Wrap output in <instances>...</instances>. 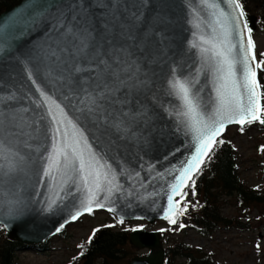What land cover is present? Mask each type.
Here are the masks:
<instances>
[{"label":"snow or ice","instance_id":"snow-or-ice-1","mask_svg":"<svg viewBox=\"0 0 264 264\" xmlns=\"http://www.w3.org/2000/svg\"><path fill=\"white\" fill-rule=\"evenodd\" d=\"M181 3L189 16L200 21L195 27L203 23L208 30L191 34L188 47L195 52L187 74L175 60L176 66L169 67L165 89L173 98L169 106L161 104L159 96L153 97L151 110L169 117L176 132L191 134L194 141L190 154L163 172L158 171L162 166L158 162L144 158L147 152L130 158L119 147L126 139L137 138L132 125L151 120L140 99L148 81L141 79V62L133 57L138 52L142 56L150 44L166 59L173 42L170 21L162 13H154L150 20L145 16L150 0H30L26 13L0 23V53L12 55L14 47L22 58L16 63L24 73L22 88L16 87L18 81L0 77V168H11L12 160L22 159L5 138L6 128L19 129L10 135L26 136L28 140L22 141L26 148L32 147L28 141H39L34 151L42 164L39 181L44 199L35 203L42 205L41 211L71 205L66 224L97 209L118 214L125 202L131 207L133 200L143 202L162 192L166 197L162 218L176 225L178 217L195 206L188 202V189L195 195L194 176L212 158L215 146L224 143L219 137L226 126L236 123L243 131L246 123L264 125V85L258 75L264 71V53L257 58L241 0ZM49 17L45 29L50 28L52 39L43 56L22 51L23 42L14 32L22 37L31 25ZM117 28L123 38L120 47L107 39ZM113 130L125 139L114 135L115 142L105 141V134ZM157 181H164L159 192L147 191ZM9 216L19 223L26 219L23 211Z\"/></svg>","mask_w":264,"mask_h":264},{"label":"water","instance_id":"water-1","mask_svg":"<svg viewBox=\"0 0 264 264\" xmlns=\"http://www.w3.org/2000/svg\"><path fill=\"white\" fill-rule=\"evenodd\" d=\"M30 0H20L11 8L0 13V23L12 21L13 17L18 14L26 13L29 7ZM188 0H184L187 3ZM54 12L55 9H52ZM145 16L151 19L154 13H162L170 21L171 40L170 50L167 53V58H160L159 54L154 50L152 45H147L142 51L141 56L138 52L133 59L139 58L141 62V79L148 81L147 88H144L140 93V99L144 101V105L149 108L151 120L145 124L143 120L139 121V127L132 125V130L137 138L126 139L125 142L119 145L120 150L130 158L136 155L144 156L146 160L162 165L158 171L163 172L164 169L170 168L190 153L188 149L194 143L191 134L187 137L182 132H176L175 123L166 115L160 114L158 110L152 111L154 96L160 97V103L168 107L173 100L165 94L167 87V78L169 67H175L176 64H183L185 73L187 74L189 66L193 63L194 49H189L188 41L192 40V32L197 33L207 31L206 26L201 23L199 29L195 27L200 21L195 16H189L185 8L182 7L181 0H150V6L144 10ZM249 26L254 29V17L246 16ZM48 21L38 20L34 25H31V31H26V35L22 36L19 32H14V35L23 42L22 51H31L32 55L43 56L44 50L49 47L50 28L45 29V23ZM191 20V23H189ZM112 40L116 47H120L123 43V38L119 34V29L107 37ZM13 44L15 42L13 41ZM12 55L0 53V77L4 81L11 79L13 82H19L16 87H23L24 73L20 65L16 63L17 59H21L19 53L13 47ZM173 60L176 64H173ZM194 71V69H193ZM204 77L201 75V80ZM211 79V77H209ZM11 87V85H9ZM211 90V84H208ZM214 94V93H213ZM139 107V105H137ZM128 111V108L124 109ZM230 125H238L230 123ZM226 126V127H227ZM89 130L95 135L100 133L96 128L90 127ZM19 129L6 128L5 138L13 146V150L19 152L22 159L12 160L11 168L5 166L0 168V224L5 229V236L10 241H18L22 244L31 246L41 243L51 236L56 234V228L61 224L66 226L73 223L71 221L65 224V220L70 219L73 212L71 205L69 207L60 206L51 212L41 211V204H36V200L43 201L44 197L40 195L44 186L40 183L39 177L42 174V164L37 160V153L34 151L39 141H28L32 145L31 149L24 147L22 141L28 140L26 136L10 135V133H18ZM224 132V131H223ZM114 135H120L122 140L125 139L122 133L105 134L104 140H113ZM42 139V137H41ZM180 149V151H176ZM194 150V149H193ZM174 153L173 155H169ZM168 156V160L164 157ZM167 176L164 177L166 181ZM164 181H157L155 185L149 187L147 191H152L155 188L158 192ZM141 192L146 195L145 190ZM166 197L161 192L154 197H148L143 202L131 201V207L127 206V202L120 207L119 213H113L118 218L123 219H146L152 224L157 219H163V207ZM105 210L106 209H97ZM15 211L25 212L26 219L22 222H14L11 220L9 213ZM139 217V218H138ZM5 224H10V227H5ZM27 225V226H25ZM128 241L131 246L138 249H147L145 255H137L132 257L128 264H165V247L161 240V234L157 230L148 231L145 228L133 230L128 235Z\"/></svg>","mask_w":264,"mask_h":264},{"label":"rangeland","instance_id":"rangeland-1","mask_svg":"<svg viewBox=\"0 0 264 264\" xmlns=\"http://www.w3.org/2000/svg\"><path fill=\"white\" fill-rule=\"evenodd\" d=\"M250 8H257L250 5ZM256 10L250 15L254 16L255 28L252 37L258 56L264 53V18L263 26H256ZM258 29V30H257ZM222 137L229 138L235 145L238 153V172L245 186L261 191L264 194V129L252 125L243 127V131L236 126L228 127ZM221 212L231 220V227H219L209 233L203 234L194 227L177 224L170 225L165 219H158L149 225L145 220L137 221L117 219L112 214L95 211L79 219L75 224L65 228L67 236H55L49 239L51 250L42 254L33 249L25 253L20 251L17 255V264H77L80 247L87 242L94 229L108 225L114 229H136L145 227L147 230L165 229L162 236L164 247L171 243L187 244L194 248H201L210 254L211 264H264V201L237 204L233 195L221 199ZM1 231V229H0ZM166 237V238H165ZM165 240V241H164ZM132 252L130 259L137 255L146 254L145 249L134 248L128 241ZM76 257V259H73ZM129 259V260H130ZM129 260L126 262L128 264ZM174 264H183L178 255L173 257Z\"/></svg>","mask_w":264,"mask_h":264},{"label":"trees","instance_id":"trees-1","mask_svg":"<svg viewBox=\"0 0 264 264\" xmlns=\"http://www.w3.org/2000/svg\"><path fill=\"white\" fill-rule=\"evenodd\" d=\"M20 0H0V13L11 8ZM246 14L256 10V26H263L264 0H241ZM250 5L257 8H250ZM258 30V29H257ZM262 58L259 56V59ZM259 80L264 85V71L259 72ZM258 129H264L259 122L246 124ZM223 144L215 146L210 160L202 166V170L195 175V195L188 189V202L192 205L188 211L178 217L177 225L192 226L199 232L206 234L219 227H231V220L221 212V199L233 195L237 204L263 202L264 194L261 191L251 189L241 181L238 172L239 161L235 145L229 138L219 137ZM95 236L90 244H84L83 256L77 257V264H127L132 252L128 246V233L131 228L114 229L111 226L97 228ZM163 236L165 232L162 231ZM58 236H67L65 230H61ZM166 238V237H165ZM165 241V240H164ZM49 241L32 246V249L42 254L49 250ZM29 247L13 242L5 238L4 231L0 232V264H17V255ZM178 255L183 259V264H211V256L201 248H194L187 244L171 243L166 248V264H174L173 257Z\"/></svg>","mask_w":264,"mask_h":264}]
</instances>
